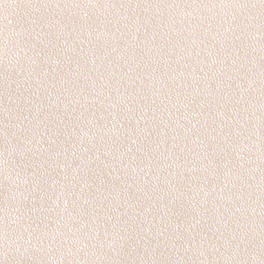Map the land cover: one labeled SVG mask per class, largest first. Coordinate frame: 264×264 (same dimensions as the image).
<instances>
[{
  "label": "snow or ice",
  "instance_id": "1",
  "mask_svg": "<svg viewBox=\"0 0 264 264\" xmlns=\"http://www.w3.org/2000/svg\"><path fill=\"white\" fill-rule=\"evenodd\" d=\"M0 264H264V0H0Z\"/></svg>",
  "mask_w": 264,
  "mask_h": 264
}]
</instances>
